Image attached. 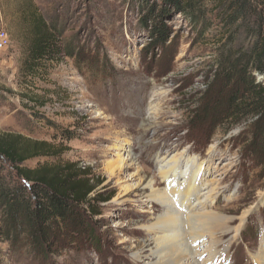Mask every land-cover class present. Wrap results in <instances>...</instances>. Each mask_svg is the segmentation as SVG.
<instances>
[{"label":"rangeland","instance_id":"1","mask_svg":"<svg viewBox=\"0 0 264 264\" xmlns=\"http://www.w3.org/2000/svg\"><path fill=\"white\" fill-rule=\"evenodd\" d=\"M206 5L214 4L207 0ZM37 15L61 31L62 47L31 88L20 70L31 39L29 23ZM140 17L135 0H0V27L11 41L0 51V128L63 141L62 158L100 181L101 199L97 206L93 202L95 214L76 212L85 230L73 228L69 234L71 222L61 225L62 234L42 254L0 243V264H145L154 259L148 255L153 242L145 234L154 211L145 197L146 183L157 184L160 165L177 154L197 157L208 173L215 166L222 172L210 210L230 219V231L240 227L235 240L232 233L222 237L223 243L231 242L229 264H255L253 254L264 248V162L242 150L234 139L237 128L223 135L192 116L211 69L218 29L200 37L187 18L175 14L165 20L166 37L159 42ZM126 147L135 157L129 167ZM189 226L182 223L184 240ZM137 251L148 257L134 259Z\"/></svg>","mask_w":264,"mask_h":264},{"label":"trees","instance_id":"2","mask_svg":"<svg viewBox=\"0 0 264 264\" xmlns=\"http://www.w3.org/2000/svg\"><path fill=\"white\" fill-rule=\"evenodd\" d=\"M206 1L135 0V4L141 24L159 42L166 37L165 20L175 14L187 18L200 37L213 27L218 29L211 69L192 116L197 124L208 123L210 131L217 129L223 135L237 128L234 139L242 150L264 162V0H210L212 7ZM42 19L37 15L29 23L31 39L20 70L31 88L32 81L57 60L62 47L61 31ZM73 44L71 39L68 55ZM75 62L82 66L80 57ZM52 141L0 128V243L16 250L28 246L36 253L46 252L62 234L61 225L69 221L73 227L66 233L73 228L85 230L76 212L95 214V204L101 201L96 189L100 181L87 169L65 161L64 142H56L55 137ZM31 159L37 160L32 167L26 165Z\"/></svg>","mask_w":264,"mask_h":264},{"label":"bare ground","instance_id":"3","mask_svg":"<svg viewBox=\"0 0 264 264\" xmlns=\"http://www.w3.org/2000/svg\"><path fill=\"white\" fill-rule=\"evenodd\" d=\"M125 152L129 167L135 157L131 148L126 147ZM204 169L197 157L177 154L160 165L157 184L153 180L146 183L145 197L154 211L150 214L152 221L145 226V234L153 242L148 255L154 259L145 264H229L231 242L223 243L222 237L232 233L231 239L235 240L240 227L230 231V219L210 210L219 181L217 173L221 176L222 172L216 166L211 173ZM243 220L244 217L240 218V224ZM183 222L190 224L186 241ZM133 255L137 260L148 257L140 251ZM252 259L255 264H264V248L258 249Z\"/></svg>","mask_w":264,"mask_h":264},{"label":"built area","instance_id":"4","mask_svg":"<svg viewBox=\"0 0 264 264\" xmlns=\"http://www.w3.org/2000/svg\"><path fill=\"white\" fill-rule=\"evenodd\" d=\"M10 42L8 32L0 27V51L10 46Z\"/></svg>","mask_w":264,"mask_h":264}]
</instances>
